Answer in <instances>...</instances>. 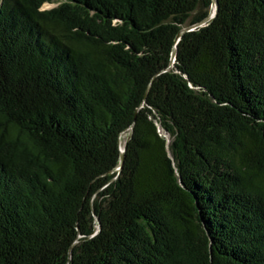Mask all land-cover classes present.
I'll return each mask as SVG.
<instances>
[{"label":"trees","instance_id":"1","mask_svg":"<svg viewBox=\"0 0 264 264\" xmlns=\"http://www.w3.org/2000/svg\"><path fill=\"white\" fill-rule=\"evenodd\" d=\"M216 2L0 0V264H264V0Z\"/></svg>","mask_w":264,"mask_h":264},{"label":"water","instance_id":"2","mask_svg":"<svg viewBox=\"0 0 264 264\" xmlns=\"http://www.w3.org/2000/svg\"><path fill=\"white\" fill-rule=\"evenodd\" d=\"M213 1H214V3H213V6H212V10H211L210 15L204 21H202L201 23H199L197 25H194V26H191V27H188V28L184 29L183 31H181L180 34L178 35L177 39H176V45H178V43L180 42V40L182 39V37L186 33H189V32L195 31V30H197L199 28H202V27L208 25L214 19L215 15H216V11H217V2H216V0H213ZM176 56H177V47H175L174 52H173L171 67L174 66V64H175ZM132 137H133V130L131 131V133H130V135L128 137V140L126 142V146L129 144V142L131 141ZM126 146H125V148L123 149V152H122L121 164H120L119 170H118L119 172L122 171L124 163H125Z\"/></svg>","mask_w":264,"mask_h":264},{"label":"rangeland","instance_id":"3","mask_svg":"<svg viewBox=\"0 0 264 264\" xmlns=\"http://www.w3.org/2000/svg\"><path fill=\"white\" fill-rule=\"evenodd\" d=\"M57 6H58L57 4L46 5V6L44 7V9H52V8L57 7ZM122 139H123V140H122L121 143L125 144L126 141H127V139H128V134L124 135Z\"/></svg>","mask_w":264,"mask_h":264},{"label":"bare ground","instance_id":"4","mask_svg":"<svg viewBox=\"0 0 264 264\" xmlns=\"http://www.w3.org/2000/svg\"><path fill=\"white\" fill-rule=\"evenodd\" d=\"M122 140H123V139H122ZM121 146H122V149H124V144H123V143H122V145H121Z\"/></svg>","mask_w":264,"mask_h":264}]
</instances>
